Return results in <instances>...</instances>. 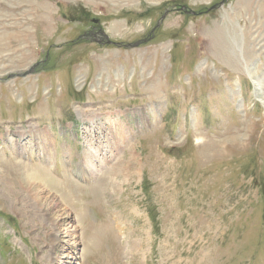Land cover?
Returning a JSON list of instances; mask_svg holds the SVG:
<instances>
[{
	"label": "rangeland",
	"instance_id": "1",
	"mask_svg": "<svg viewBox=\"0 0 264 264\" xmlns=\"http://www.w3.org/2000/svg\"><path fill=\"white\" fill-rule=\"evenodd\" d=\"M257 78L264 0H0V264H264Z\"/></svg>",
	"mask_w": 264,
	"mask_h": 264
},
{
	"label": "bare ground",
	"instance_id": "2",
	"mask_svg": "<svg viewBox=\"0 0 264 264\" xmlns=\"http://www.w3.org/2000/svg\"><path fill=\"white\" fill-rule=\"evenodd\" d=\"M243 39L244 38H241V42H238L239 43V46L240 48L242 49V42H243ZM253 69L254 68H250L248 70L249 73H252L253 72ZM253 75V74H252ZM251 75V76H252ZM251 78V77H250ZM254 91H255V95L258 97V99L263 103L264 105V89H263V85H262V79L261 78H257V79H254ZM94 126L96 125L95 121L93 122ZM33 132V131H32ZM35 137H37L38 139V144H39V147L43 150V151H48L49 150V147H46L48 142H44V140H42V135L41 134H36ZM10 138V137H9ZM9 141L14 145V146H17V142L13 137H11L9 139ZM24 143V142H23ZM92 145V144H91ZM12 146V145H11ZM13 146V147H14ZM90 148V147H89ZM28 149V148H27ZM93 148H91L88 152H86V157H85V162L83 164V167H85L86 165L87 166H93L94 169H96V164H94L93 160H92V157L93 155L95 154V151L92 150ZM98 154L96 155H99L101 153L100 150L96 151ZM42 153V152H41ZM45 153V152H44ZM49 152H47V154L45 153V155H43L42 157H44V159L49 160V163H52V156L48 154ZM43 154V153H42ZM98 157V156H97ZM45 162V161H44ZM47 162V161H46ZM45 162V163H46ZM22 167H25V166H22ZM23 170V169H22ZM45 173H43L45 175L42 176L43 174L42 173H38V171H32L30 169H26L24 168V174H25V178L27 180V184L28 185H35L37 186L36 189L39 190L38 192V196H42V200L45 202V204H47L49 207H50V210L51 211H54V212H58L59 210L55 209V210H52L51 207H53V203L52 201H54L55 205H57V202L59 201V194L53 190L55 193H53L52 189V186L54 185L53 183L55 182L54 178L49 174H47V171L44 170ZM0 172H1V169H0ZM2 175V174H1ZM3 176V175H2ZM51 200V201H50ZM49 215V218L52 220V224L53 225H56L57 224V221L59 220V216H54L53 214H48ZM52 233V244H56L59 242V239H58V235H59V232L57 231H50ZM51 235V234H50ZM53 248V247H52ZM73 248L76 249V245L73 246ZM74 249V250H75Z\"/></svg>",
	"mask_w": 264,
	"mask_h": 264
},
{
	"label": "flooded vegetation",
	"instance_id": "3",
	"mask_svg": "<svg viewBox=\"0 0 264 264\" xmlns=\"http://www.w3.org/2000/svg\"><path fill=\"white\" fill-rule=\"evenodd\" d=\"M93 25L91 26V28H89L86 32H85V34H83V35H86V33L87 34H89V35H91V36H94L93 37V42H97V43H101V42H103V41H107V37L103 34V31H102V29L99 27V23H98V21L97 20H94L93 21ZM95 37H98V38H100V39H98V38H95Z\"/></svg>",
	"mask_w": 264,
	"mask_h": 264
},
{
	"label": "water",
	"instance_id": "4",
	"mask_svg": "<svg viewBox=\"0 0 264 264\" xmlns=\"http://www.w3.org/2000/svg\"><path fill=\"white\" fill-rule=\"evenodd\" d=\"M220 5L222 4H215L213 6H211L208 10H206V12H209V11H212V10H215L217 9L218 7H220ZM178 10H181V11H184L186 12L187 14H192V15H199V14H202L203 12H197L195 10H192V9H188L187 6H181ZM168 13V11L166 12V14ZM165 16V15H164ZM164 16L162 17V19L164 18ZM158 25H160V22L158 23ZM139 44H141V42L139 43H136L135 45H132V47H136L138 46ZM131 46V45H130Z\"/></svg>",
	"mask_w": 264,
	"mask_h": 264
}]
</instances>
